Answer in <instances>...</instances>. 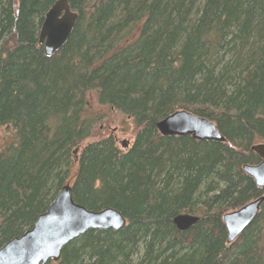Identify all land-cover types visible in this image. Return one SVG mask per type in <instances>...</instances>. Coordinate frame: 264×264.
<instances>
[{"label":"trees","instance_id":"obj_1","mask_svg":"<svg viewBox=\"0 0 264 264\" xmlns=\"http://www.w3.org/2000/svg\"><path fill=\"white\" fill-rule=\"evenodd\" d=\"M56 0H0V248L31 229L59 191L118 210L55 264H264V205L233 243L223 216L264 195L243 170L264 143V0H69L78 13L53 56L40 30ZM135 124L131 145L89 141L90 94ZM187 110L226 142L162 136ZM75 150H78L75 154ZM195 214L186 231L174 219Z\"/></svg>","mask_w":264,"mask_h":264},{"label":"water","instance_id":"obj_2","mask_svg":"<svg viewBox=\"0 0 264 264\" xmlns=\"http://www.w3.org/2000/svg\"><path fill=\"white\" fill-rule=\"evenodd\" d=\"M78 20L69 0H56L47 11L40 30V44L46 56H53L70 38ZM162 136H191L198 141L226 142L217 125L209 119L187 110H178L156 124ZM128 148V143H123ZM261 159L256 165H244V172L264 189V143L254 144ZM77 152V150H75ZM264 205V195L223 216L229 244L235 242L254 222ZM199 218L178 215L174 224L181 231L195 225ZM126 219L118 210L105 208L88 210L74 202L68 183L56 196L49 209L38 217L33 227L0 248V264H51L60 261L64 247L91 230L119 231Z\"/></svg>","mask_w":264,"mask_h":264},{"label":"rangeland","instance_id":"obj_3","mask_svg":"<svg viewBox=\"0 0 264 264\" xmlns=\"http://www.w3.org/2000/svg\"><path fill=\"white\" fill-rule=\"evenodd\" d=\"M90 100L87 116L95 120L96 127L92 138L85 141L82 146L89 141L99 140L111 135L115 137L118 145H120L122 149H126L123 145L124 142H127L129 147L135 134V124L132 120L108 107L99 105L96 92L90 94ZM11 141L10 130H7L6 127L0 128V147L4 146L6 143H11ZM259 143L260 142H257L256 144ZM77 152H75V154H77Z\"/></svg>","mask_w":264,"mask_h":264},{"label":"bare ground","instance_id":"obj_4","mask_svg":"<svg viewBox=\"0 0 264 264\" xmlns=\"http://www.w3.org/2000/svg\"><path fill=\"white\" fill-rule=\"evenodd\" d=\"M66 185H67V184H66ZM66 185H65V186H66ZM65 186H64V187H65ZM70 186H71V185H70ZM71 188H72V187H71ZM61 190H62V189H61ZM61 190H60V191H61ZM60 191H59V192H60ZM57 195H58V194H57ZM55 199H56V197H55ZM55 199H54V201H55ZM54 201L52 202V204L54 203ZM52 204H51V205H52ZM51 205H50V206H51ZM48 209H49V208H48ZM179 215H192V216H196V217H198V215H195V214H179ZM198 218H199V217H198ZM199 219H200V218H199Z\"/></svg>","mask_w":264,"mask_h":264}]
</instances>
